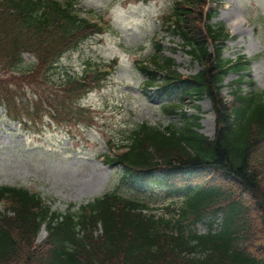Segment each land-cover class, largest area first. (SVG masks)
<instances>
[{
    "label": "trees",
    "instance_id": "trees-1",
    "mask_svg": "<svg viewBox=\"0 0 264 264\" xmlns=\"http://www.w3.org/2000/svg\"><path fill=\"white\" fill-rule=\"evenodd\" d=\"M207 1L176 0L163 17L164 30L201 65L199 74L184 78L172 59L157 54L139 67L148 88L186 90L184 100L207 96L216 114L214 138L198 131L200 117L166 105L163 111L180 116L181 124L144 123L111 147L113 155H103L122 170L123 181L154 184L176 197L179 203L166 210L170 218L151 214L148 199L117 192L61 213L37 193L3 186L0 264H264V94L244 74L230 103L221 95L224 78L250 64L243 56L222 58L230 35L210 22L217 10L207 11ZM83 9L77 0H0V103L13 121H35L44 106L53 118L62 111L79 117L81 100L116 68V61H89L80 77L53 82L65 53L106 30L104 16H83ZM25 54L36 62L26 64ZM202 221L210 227L206 234L196 229ZM43 224L48 236L37 243Z\"/></svg>",
    "mask_w": 264,
    "mask_h": 264
},
{
    "label": "rangeland",
    "instance_id": "rangeland-1",
    "mask_svg": "<svg viewBox=\"0 0 264 264\" xmlns=\"http://www.w3.org/2000/svg\"><path fill=\"white\" fill-rule=\"evenodd\" d=\"M78 1L85 9L105 14L109 28L64 54L57 65L59 78L52 77L53 82L58 85L68 75H82L89 61L116 60V71L81 101L84 107L79 117L73 115L75 111H62L53 118L44 106L40 118H26L27 123L20 124L10 120L5 104L0 105V187L28 189L53 200V210L62 213L70 205L78 210L96 197L117 192L126 198L148 199L152 214L169 218L166 210L173 202L179 203L176 197L166 196L154 184L123 181L121 170L105 165L99 156L110 153L109 144L121 141L138 125L166 127L182 122L162 110L166 104L181 103V94L165 96L146 89V76L138 67V61L147 62L161 45V54L173 59L184 76L201 70L182 49L181 41L162 30V17L176 0ZM209 8H218L211 23L226 27L233 37L225 44L223 58L252 60L246 77L264 90V0H211ZM26 61L34 59L26 56ZM236 79L238 75L229 74L224 80L221 93L228 100L230 84ZM59 102H53L54 106ZM184 108L189 117H201L202 133L214 136L215 114L209 99L195 102L191 98ZM197 231L205 232L206 226L198 224ZM45 236L40 235L39 241Z\"/></svg>",
    "mask_w": 264,
    "mask_h": 264
},
{
    "label": "bare ground",
    "instance_id": "bare-ground-1",
    "mask_svg": "<svg viewBox=\"0 0 264 264\" xmlns=\"http://www.w3.org/2000/svg\"><path fill=\"white\" fill-rule=\"evenodd\" d=\"M45 234H46V231L43 229L41 232V236L43 237V236H45Z\"/></svg>",
    "mask_w": 264,
    "mask_h": 264
}]
</instances>
